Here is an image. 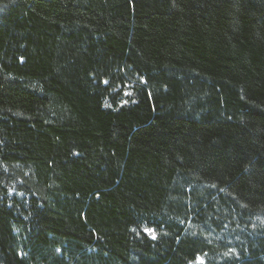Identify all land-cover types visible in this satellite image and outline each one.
Listing matches in <instances>:
<instances>
[{
    "label": "trees",
    "instance_id": "obj_1",
    "mask_svg": "<svg viewBox=\"0 0 264 264\" xmlns=\"http://www.w3.org/2000/svg\"><path fill=\"white\" fill-rule=\"evenodd\" d=\"M0 264H264V0H0Z\"/></svg>",
    "mask_w": 264,
    "mask_h": 264
},
{
    "label": "snow or ice",
    "instance_id": "obj_2",
    "mask_svg": "<svg viewBox=\"0 0 264 264\" xmlns=\"http://www.w3.org/2000/svg\"><path fill=\"white\" fill-rule=\"evenodd\" d=\"M148 231H151V230H148Z\"/></svg>",
    "mask_w": 264,
    "mask_h": 264
}]
</instances>
